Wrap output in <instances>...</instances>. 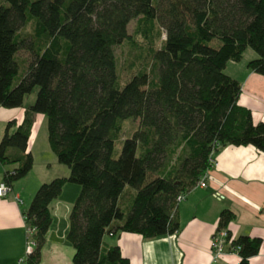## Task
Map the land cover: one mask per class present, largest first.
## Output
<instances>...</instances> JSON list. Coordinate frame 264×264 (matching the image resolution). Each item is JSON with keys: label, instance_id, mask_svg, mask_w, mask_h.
<instances>
[{"label": "trees", "instance_id": "1", "mask_svg": "<svg viewBox=\"0 0 264 264\" xmlns=\"http://www.w3.org/2000/svg\"><path fill=\"white\" fill-rule=\"evenodd\" d=\"M31 19L33 30L23 34ZM133 20L152 64L122 83L115 47L131 39ZM157 25L166 36L155 49ZM247 49L258 55L248 69L264 75V0H169L163 10L155 0H0V106L24 107L37 91L23 122L6 124L0 162L15 168L3 181L12 187L34 167L27 149L36 114L46 118L59 163L70 168L68 177L43 183L25 212L36 242L25 264L40 263L50 204L66 183L81 188L67 234L74 264H131L117 244L104 245L106 235L178 233L177 197L213 167L212 154L226 145L264 152V122L254 123L239 104L242 84L225 72ZM22 51L29 54L23 76ZM130 118L141 127L115 158ZM234 218L224 209L218 228ZM262 242L235 238L239 264H251Z\"/></svg>", "mask_w": 264, "mask_h": 264}, {"label": "crops", "instance_id": "2", "mask_svg": "<svg viewBox=\"0 0 264 264\" xmlns=\"http://www.w3.org/2000/svg\"><path fill=\"white\" fill-rule=\"evenodd\" d=\"M249 53L250 58H256L254 52ZM24 55L21 58L24 68L22 76L29 61V54ZM250 60L244 64L243 56L240 62L229 61L225 72L241 82L239 104L251 110L253 121L257 124L264 122V75L248 69ZM35 99L36 96L29 100L27 97L24 107L0 106V141L6 124L16 120L20 125L25 118L26 108ZM27 151L34 156L32 171L14 183L9 194L0 197V264L26 263L28 224L25 212L43 183L70 175V170L61 166L52 152L43 114L35 116ZM38 156L40 160H47L42 161L46 169L43 174L33 172ZM213 157L216 163L207 171L206 186H195L186 192L185 199L177 206L178 233L145 239L138 233L121 232L117 236L106 235L104 245L117 244L131 264H239L240 254L230 251L229 247L219 258H215L212 249V238L218 229L220 214L224 209H229L235 214L228 226L235 238H262L260 251L250 258V262L264 264V152L252 145H226ZM14 168L15 165L0 162V182L4 180L5 173ZM71 185L74 184L66 183L61 195L50 204L52 223L39 264H74L75 248L68 241L67 234L69 215L81 188ZM133 193L132 189H127L128 198Z\"/></svg>", "mask_w": 264, "mask_h": 264}, {"label": "rangeland", "instance_id": "3", "mask_svg": "<svg viewBox=\"0 0 264 264\" xmlns=\"http://www.w3.org/2000/svg\"><path fill=\"white\" fill-rule=\"evenodd\" d=\"M155 1L160 10H163L169 2V0H155ZM34 22H35L34 19H31V21L28 22V24L25 26V29L23 30L24 31L23 34L30 33L33 30ZM136 26H137V22L136 20H133L128 26L131 39L115 47V54L118 62V72L122 83L127 82L134 74L138 73L140 70H146L149 72L151 69L152 57H151V48H149L151 45L148 42V40L143 38V36L135 33ZM156 28H157V34L154 37V42L152 46L155 49L156 48L158 49L160 48L162 41L166 36V29L161 27L160 25H157ZM249 52H254L256 58H258L257 53L253 49H249L248 53L244 55V62H243L244 64L249 59L252 60V58H250ZM24 54H26V52L22 51L19 54V56L22 58L25 56ZM36 94L37 91L32 95H29L28 100L29 98H33L34 96H36ZM140 127L141 125L139 119L130 118V119H126L123 122V132L120 138L115 142V151H114L115 158H117L121 153L123 141L126 138L132 137L134 132L140 129ZM52 152L53 154H55L54 151ZM39 158L40 157L38 156L35 170L33 171L35 172L34 174H39V173L43 174V172L46 170L45 166L42 164V161L44 162L47 160L45 158H43V160H40ZM61 166L66 167L68 168V170H70L69 167L66 165L62 164ZM71 186H78V185L74 184Z\"/></svg>", "mask_w": 264, "mask_h": 264}, {"label": "built area", "instance_id": "4", "mask_svg": "<svg viewBox=\"0 0 264 264\" xmlns=\"http://www.w3.org/2000/svg\"><path fill=\"white\" fill-rule=\"evenodd\" d=\"M210 162L213 166L215 165L216 161L214 160L213 156L211 157ZM207 171L198 181L196 186H201V187L206 186ZM11 191H12V187L8 186V184L5 181L0 182V197L6 196ZM185 196H186V193H183L177 197V200H176L177 206L179 203H181L185 199ZM33 232H34V229L28 226L26 258H28V256L33 253L34 248L36 246V242L32 238ZM234 239L235 237L232 235L229 227L220 228V229L218 228L212 238V249H213L215 258L222 257L225 254L226 247H229L230 251H234L238 253V249H240V247L239 246L234 247L232 245L233 244L232 242L234 241ZM20 263H23V261H21Z\"/></svg>", "mask_w": 264, "mask_h": 264}]
</instances>
